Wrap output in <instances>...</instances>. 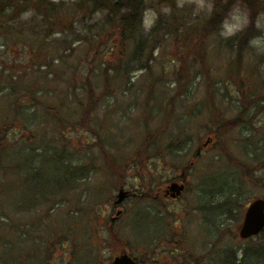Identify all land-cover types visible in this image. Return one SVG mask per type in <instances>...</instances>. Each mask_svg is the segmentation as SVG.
Here are the masks:
<instances>
[{
	"label": "rangeland",
	"instance_id": "rangeland-1",
	"mask_svg": "<svg viewBox=\"0 0 264 264\" xmlns=\"http://www.w3.org/2000/svg\"><path fill=\"white\" fill-rule=\"evenodd\" d=\"M42 1L0 25V264H108L120 245L145 264H227L246 250L247 264H264L254 248L264 234L239 235L249 202L264 197V55L247 46L235 64L218 32L179 42L157 27L168 6L148 0L136 30L147 43L135 54L137 37L126 39L115 70L122 35L107 7ZM191 161L181 196L126 198L111 230L120 185L155 193Z\"/></svg>",
	"mask_w": 264,
	"mask_h": 264
},
{
	"label": "trees",
	"instance_id": "trees-1",
	"mask_svg": "<svg viewBox=\"0 0 264 264\" xmlns=\"http://www.w3.org/2000/svg\"><path fill=\"white\" fill-rule=\"evenodd\" d=\"M35 1L37 0H0V25H5L6 22L10 24L13 20V18L10 17L11 14L18 13V10H21L24 7L36 3ZM147 1L148 0H90L89 1L92 6H95L97 8L107 7L109 12L105 16L106 24L108 26L114 27L117 31L119 30L122 35L120 50L118 52L119 58L116 64H112L110 68H113L115 70L119 69L121 68L123 63L127 62V60L124 59L125 44L127 41L126 39L132 36L137 37L134 53L135 54L142 53L143 46L147 42L145 43L144 38H142V35H136V30L137 27L141 24L140 21L142 18V13L147 8ZM257 1L259 0H245L246 4L252 10H256L255 8L257 7L256 5ZM38 2L40 3V5H43L42 0H38ZM231 2H233V0H215L214 13L211 16H208L205 20L200 21L198 19L196 20L191 19V16L188 12L176 11L175 0H162L161 5L170 7L172 9V13L167 17H164L163 15L159 16L157 19V27L163 26L164 30L174 35V39H180L179 42L190 41L194 37L196 38L199 37L202 41H204L206 35L209 34L210 32H218V26L220 21L223 19V13L225 11V8ZM37 6L39 5L37 4ZM44 6L51 9L52 6H57V5L47 2L46 5L44 4ZM8 7H10V9H8ZM263 8H264V0H263ZM254 15H256L255 12ZM193 17H197V16H193ZM253 27L247 29L246 32L241 33L238 37H234L227 40L228 44H231L233 47L238 49L236 56L233 59V62L235 64L237 63V60L240 62L242 61V55L243 52L245 51V48L247 47V41L249 39V36L251 35V31ZM203 55H204V50H203ZM142 59H144L145 62H148L150 60L149 57L147 58L143 57ZM181 91L182 93L185 92V90L183 89ZM257 109L259 110L258 105H257ZM245 114H246V107L241 108L237 116L228 120L227 122L232 123L230 124L231 127H236L244 119ZM168 116H170V114ZM240 119L242 120L239 122ZM209 130L212 129L210 128ZM222 132L220 130L216 132L217 136L220 137ZM169 146L172 149L173 147L179 146V144L176 142H172V144L171 145L169 144ZM182 150L179 151L180 155L182 154ZM169 154L174 155L172 150H170ZM149 158L150 157H147L146 160H148ZM151 160L149 161L152 162V164L156 169H158V166H162L164 164L163 157L162 156L160 157L159 155L153 157V159ZM183 168L184 170H187V173H189L190 170L193 169V166L190 164H186L183 166ZM149 172H151V170ZM262 233L264 234V230L261 232V234ZM119 247H121V245ZM254 248L256 252H260L261 250H264V242L256 243L254 245ZM249 250H253V249L249 248ZM247 252L248 250L245 251L244 256L239 261L233 258H231L230 260L228 259L227 264H247L246 261Z\"/></svg>",
	"mask_w": 264,
	"mask_h": 264
},
{
	"label": "clouds",
	"instance_id": "clouds-1",
	"mask_svg": "<svg viewBox=\"0 0 264 264\" xmlns=\"http://www.w3.org/2000/svg\"><path fill=\"white\" fill-rule=\"evenodd\" d=\"M193 8V15L211 16L214 13V0H177L176 7L182 9L186 6ZM170 7H161L160 14L170 15ZM32 12L23 14L22 19H28ZM145 16L151 22L157 18V12L149 8ZM255 27L259 34L252 36L247 41L248 48L254 56L264 55V13H258L253 19L251 10L248 8L245 0H233L232 6L228 9L218 26V36L224 40L231 39L240 33L246 32L250 27Z\"/></svg>",
	"mask_w": 264,
	"mask_h": 264
},
{
	"label": "water",
	"instance_id": "water-1",
	"mask_svg": "<svg viewBox=\"0 0 264 264\" xmlns=\"http://www.w3.org/2000/svg\"><path fill=\"white\" fill-rule=\"evenodd\" d=\"M171 195L177 196L181 193L183 185L172 183L170 185ZM129 195V191L121 187L117 193L116 203L122 201ZM120 211H118V214ZM264 228V198L258 197L254 199L247 207L241 224L239 234L242 238H247L258 234ZM110 264H137L126 252L114 258Z\"/></svg>",
	"mask_w": 264,
	"mask_h": 264
},
{
	"label": "flooded vegetation",
	"instance_id": "flooded-vegetation-1",
	"mask_svg": "<svg viewBox=\"0 0 264 264\" xmlns=\"http://www.w3.org/2000/svg\"><path fill=\"white\" fill-rule=\"evenodd\" d=\"M171 180H176V178L174 177V178H172ZM183 182H185V181H183ZM130 191H131V195H135V192H133V190L132 189H130V188H128ZM144 192H145V190H144ZM147 192V191H146ZM137 193V192H136ZM137 194H142V195H144L145 193H137ZM160 194H163V195H165V196H170V192H167V184L166 185H164V186H161L154 194H153V197L154 198H159L160 197Z\"/></svg>",
	"mask_w": 264,
	"mask_h": 264
}]
</instances>
